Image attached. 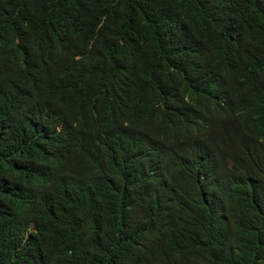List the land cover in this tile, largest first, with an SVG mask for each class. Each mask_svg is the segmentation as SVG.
Here are the masks:
<instances>
[{"label":"trees","instance_id":"trees-1","mask_svg":"<svg viewBox=\"0 0 264 264\" xmlns=\"http://www.w3.org/2000/svg\"><path fill=\"white\" fill-rule=\"evenodd\" d=\"M149 135L195 178L181 218L138 190ZM0 179V264H264V0H0Z\"/></svg>","mask_w":264,"mask_h":264},{"label":"clouds","instance_id":"clouds-1","mask_svg":"<svg viewBox=\"0 0 264 264\" xmlns=\"http://www.w3.org/2000/svg\"><path fill=\"white\" fill-rule=\"evenodd\" d=\"M247 111L249 112V118L247 120L238 116L230 123L235 126V129L231 133L223 134L227 140L233 138V134L237 128H250L262 123V120L254 112L253 108ZM50 114H52V112ZM48 120H50V118ZM156 123L158 124V120L156 121ZM36 125L42 132L45 133V137H43V140L46 138L47 141V135L50 129L48 125L45 126V123H43L42 121L36 122ZM152 138L153 136L149 135L145 138H141V140L133 144L132 158L135 157L139 159L137 172L139 175L138 190L140 192L139 184H141L142 186L149 187L155 194H158V196L161 198V204H158L160 219L181 218L182 215L180 214L181 211L178 206L179 201L184 200L187 202H191L193 200L195 194L191 191L196 187L195 178L186 167L176 161L168 160L165 157V149L162 143L157 147L148 146L147 141ZM140 141H143L142 147L138 146V142ZM127 143H129V141H127ZM231 147L232 152L230 155H240L244 149H247L246 147L236 146L235 144H232ZM228 152L229 150L215 152L212 157V163L220 153H224L226 156H228ZM9 154L14 159L20 157L19 150L12 151ZM6 158H9L8 155H6ZM3 160L4 159H1V161ZM86 164V162L76 163L77 171L79 172L81 168ZM151 166H155V169L152 171H150ZM109 178L110 182H106L104 186L98 182L97 178L96 180L98 182V185H96L95 187L92 185V180L88 181L85 195L92 196L93 194L99 192L105 195L119 194L124 187V177L119 174H111ZM4 180L5 179H0V186L3 190L6 191L11 187L3 185ZM24 183H26V185L22 186ZM39 183L40 181L38 179V175L32 174L30 176L24 175L20 179V181L16 182L15 184L20 185L22 189L34 190L37 189ZM175 188H179V191H175ZM52 213L55 214V212ZM28 223L29 231L36 232V225L32 220L31 212ZM137 231L138 228L136 226L134 230L126 232L125 238H128L133 232ZM130 244L136 245L138 247L136 241H132L130 242ZM138 249L140 251H146V249L141 246H139Z\"/></svg>","mask_w":264,"mask_h":264}]
</instances>
